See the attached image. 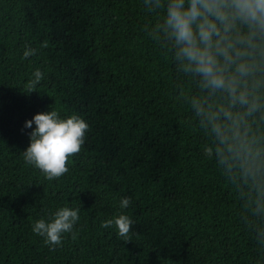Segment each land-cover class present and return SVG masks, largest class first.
Returning a JSON list of instances; mask_svg holds the SVG:
<instances>
[{
  "label": "trees",
  "instance_id": "16d2710c",
  "mask_svg": "<svg viewBox=\"0 0 264 264\" xmlns=\"http://www.w3.org/2000/svg\"><path fill=\"white\" fill-rule=\"evenodd\" d=\"M162 16L144 0H0V264H264L246 218L264 221L177 99L178 86L198 88L145 31ZM50 110L89 126L53 180L23 154L35 128L25 122ZM62 208L80 209L77 237L46 245L33 226ZM121 214L133 222L127 242L101 227Z\"/></svg>",
  "mask_w": 264,
  "mask_h": 264
},
{
  "label": "clouds",
  "instance_id": "9594fccd",
  "mask_svg": "<svg viewBox=\"0 0 264 264\" xmlns=\"http://www.w3.org/2000/svg\"><path fill=\"white\" fill-rule=\"evenodd\" d=\"M144 7L150 13L163 12L145 31L172 53L177 71L198 88V93L190 94L178 86L177 99L191 107L199 127L210 138L212 146L205 148V155H215L245 201V209L264 221V0H144ZM34 54L28 48L23 58ZM33 76L28 83L30 92L43 79L39 70ZM33 124L30 145L23 152L25 161L49 180L63 176L69 157L78 154L85 143L88 124L77 116L61 119L54 110L34 115L24 127L32 129ZM129 206L130 198L121 199L122 209ZM79 211L62 208L51 222H35L33 232L54 247L62 244L65 233L75 240L73 228ZM132 223L121 214L101 227L115 224L127 242ZM246 223L264 245V228L255 219L249 222L246 218Z\"/></svg>",
  "mask_w": 264,
  "mask_h": 264
}]
</instances>
